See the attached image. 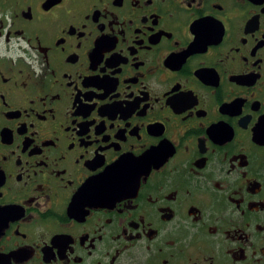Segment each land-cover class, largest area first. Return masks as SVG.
Returning a JSON list of instances; mask_svg holds the SVG:
<instances>
[{
  "label": "flooded vegetation",
  "instance_id": "obj_1",
  "mask_svg": "<svg viewBox=\"0 0 264 264\" xmlns=\"http://www.w3.org/2000/svg\"><path fill=\"white\" fill-rule=\"evenodd\" d=\"M0 264H264V0H0Z\"/></svg>",
  "mask_w": 264,
  "mask_h": 264
}]
</instances>
